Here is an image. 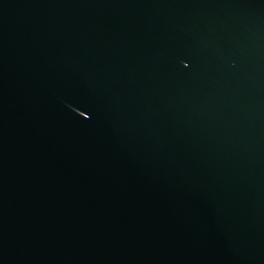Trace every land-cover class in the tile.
Listing matches in <instances>:
<instances>
[{
  "label": "water",
  "instance_id": "1",
  "mask_svg": "<svg viewBox=\"0 0 264 264\" xmlns=\"http://www.w3.org/2000/svg\"><path fill=\"white\" fill-rule=\"evenodd\" d=\"M0 264H264V0H0Z\"/></svg>",
  "mask_w": 264,
  "mask_h": 264
}]
</instances>
